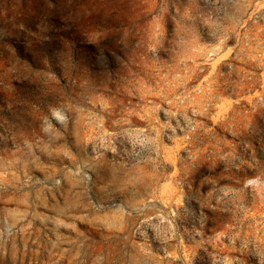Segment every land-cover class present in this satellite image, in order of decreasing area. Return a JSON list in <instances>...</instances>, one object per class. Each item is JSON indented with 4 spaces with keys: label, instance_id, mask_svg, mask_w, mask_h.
<instances>
[{
    "label": "rangeland",
    "instance_id": "rangeland-1",
    "mask_svg": "<svg viewBox=\"0 0 264 264\" xmlns=\"http://www.w3.org/2000/svg\"><path fill=\"white\" fill-rule=\"evenodd\" d=\"M0 264H264V0H0Z\"/></svg>",
    "mask_w": 264,
    "mask_h": 264
}]
</instances>
